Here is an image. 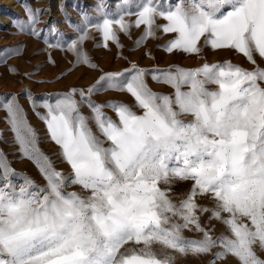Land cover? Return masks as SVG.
Segmentation results:
<instances>
[{"label": "snow or ice", "instance_id": "snow-or-ice-1", "mask_svg": "<svg viewBox=\"0 0 264 264\" xmlns=\"http://www.w3.org/2000/svg\"><path fill=\"white\" fill-rule=\"evenodd\" d=\"M107 8L97 0V15L84 12L73 25L78 35L67 47L78 63L97 67L81 48L90 28L104 47H122L119 33L143 26L136 46L160 31L174 34L157 45L168 53L231 50L254 67L206 58L196 67L132 63L42 101L22 89L34 111L45 109L37 115L68 171L38 147L18 95H0L22 157L44 181L0 154V264H181L189 257L264 264V67L257 59L264 62V0H121L116 13ZM25 11L17 29L40 36L36 25L47 9ZM0 53V63L18 54ZM148 76L171 93L153 91ZM109 90L132 103L93 99ZM214 221L223 226L219 234Z\"/></svg>", "mask_w": 264, "mask_h": 264}, {"label": "rangeland", "instance_id": "rangeland-1", "mask_svg": "<svg viewBox=\"0 0 264 264\" xmlns=\"http://www.w3.org/2000/svg\"><path fill=\"white\" fill-rule=\"evenodd\" d=\"M163 2V0H162ZM97 0H0V49H8L11 54L5 62L0 63V95L16 93L20 104L25 109L28 122L35 130L38 138V147L54 163L58 170L68 171L69 166L63 162L59 155L60 149L49 137L46 124L40 115L45 109L40 107L35 111L30 107L29 100L22 89H28L37 100L42 101V94L59 93L69 90L72 87L87 88L104 72L122 71L131 67L132 63L143 68H165L170 64H177L181 67L199 66L206 58L208 62L231 60L243 67L251 69L245 57L231 50L212 51L205 49L203 56L186 55L182 52L168 53L163 47L167 41L173 38L174 34L157 32V38H148L136 46L137 39L143 33L141 28H132L130 34L119 33V47L115 42H108V47L103 46L102 34L95 29H89V38L81 45L82 50L87 54L93 68L87 64L78 63L75 53L68 50V44L75 39L78 33L73 25L80 23L81 14L87 12L91 17L97 13L94 6ZM109 12L116 13L117 5L121 0H107ZM47 9L39 16L37 28L44 31L40 36L29 34L27 31H20L16 27L17 22L27 21L26 8ZM134 10V9H133ZM70 17L71 19H67ZM127 19H135L129 17ZM95 20L93 19V23ZM159 24L166 21L158 20ZM54 25L59 31L53 33L50 26ZM62 34V35H61ZM60 44V47L50 45ZM99 45V46H98ZM3 55V53H0ZM258 59L261 67L264 62ZM10 69H15L11 71ZM27 74V75H25ZM149 87L153 91L171 93L170 86L157 83L151 76L147 77ZM93 99L98 102L110 99H118L132 103V98L127 93H118L112 90L100 92ZM85 115L89 112L82 109ZM109 115H113L110 110ZM7 112L0 108V154L7 157L11 167L17 172L27 174L38 183L43 184V178L33 160L22 157L19 145L15 142L14 133L7 122ZM191 182L178 184L175 188L177 195L183 193L190 187ZM73 190V189H69ZM207 224V221H204ZM215 225L214 234H219L223 226L218 222ZM195 235L194 233H185ZM208 257H189L181 264H206ZM222 264V262H218ZM234 264V262H232Z\"/></svg>", "mask_w": 264, "mask_h": 264}]
</instances>
